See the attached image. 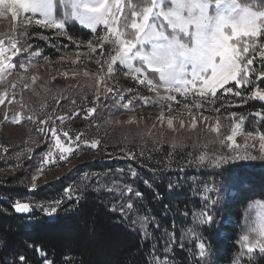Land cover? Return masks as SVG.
Here are the masks:
<instances>
[{
    "label": "trees",
    "instance_id": "obj_1",
    "mask_svg": "<svg viewBox=\"0 0 264 264\" xmlns=\"http://www.w3.org/2000/svg\"><path fill=\"white\" fill-rule=\"evenodd\" d=\"M239 2L245 3L246 0ZM54 3L57 5L55 14L58 18L65 11H70L61 7L59 0H54ZM252 6L257 10H264V3L257 5L253 0ZM24 28H28L27 35L21 36L17 31L4 29L3 32L0 31V39H18L25 49L30 44L32 51L38 50L41 53L40 56H32L34 66H29L27 72L20 69V61H16L15 70L26 80L41 65L50 75L71 69L70 64L61 57L65 53L85 50V44L96 40L88 29L78 25L73 19L66 22L63 32L35 26L18 29ZM25 55L29 53L26 52ZM21 59L28 63L24 57ZM256 60L258 67L259 58L256 57ZM80 68L89 73L99 70L95 59H90V62L83 60L76 70ZM116 79L119 83L114 86L120 91V95H113V99L109 96L107 100L101 97L97 104H93L92 87L89 88L80 80L76 84L67 85L56 79L40 83L42 87L45 86L42 90L44 98L34 105V113H51L55 109V115L67 113L71 116L72 111H78L79 117L66 120L64 128L69 131L73 140L77 133H83L84 140L98 139L100 143L96 149H92L81 141L70 160L83 159V162L77 163V166L59 178L38 185L34 190L28 189V180L43 159L41 151L48 147L41 141L24 153L23 150L20 151L19 166L13 168L12 174H0V261L3 264H20L19 256L23 255L27 258L26 264H43L41 254L36 251L39 247L47 259L55 261V264H65V257L70 258L67 264H149L152 259L149 253L153 245L156 246L157 253L164 255V240L168 237L162 238V234L167 229L175 237V243L168 252L170 260L175 264H197L196 255L187 250L188 247L195 249V233H202L210 241L209 254L199 260V264H233L240 252L237 240L244 230L245 216L251 220L259 211V206L249 208V204L264 201V160L236 161V164L251 166L249 170L252 171L254 180L242 190L224 192L220 190V170L213 166V159L237 153L263 156L250 148L240 149V152L226 143H220L216 148L202 143L200 139L182 147L139 140L126 144H115V139L105 140L103 136H99V130L103 129L102 125L106 120L112 121V118L123 113L139 115L141 112L167 110L169 103L177 110L179 105L174 104V101L162 102L155 99H150L145 105L139 96L155 97V93H149L146 87L126 78L123 72ZM260 87L264 88V83ZM128 88L132 91H126ZM21 90L22 85L19 83L16 91L21 93ZM57 99L60 100L59 105L56 103ZM71 100L76 101L74 106ZM128 100L132 103L129 109H125L121 102L126 103ZM228 100L232 102L231 107L225 101H217V107L224 104L221 112L216 113L212 110L213 106L208 105V113L229 118L227 113L234 111L238 115L233 120H239L243 116L240 124L245 132H264V121L255 115L264 111V102L248 99L245 103L232 96ZM179 101L181 105L184 102L181 99ZM115 102L117 106L112 107ZM160 103L164 104L163 108L159 106ZM89 107H96L97 111L85 118ZM28 116L24 115V120L29 123ZM56 123L59 125V121ZM221 130L220 139L229 133L230 124H226ZM129 151L134 153L135 159L126 156ZM201 154L206 155L203 164L198 159ZM93 157L95 158L92 159ZM118 169H123V173ZM130 170L137 173L135 178L131 176ZM113 181L132 185L130 200L134 207L131 212L122 214L120 211L121 202H129L127 193L122 199L117 193H110L102 187L111 186ZM169 183L174 186L171 190ZM206 187L208 191H205ZM68 188L72 189L70 197L65 192ZM137 190L143 194L141 199H137L135 195ZM205 197L209 198V205L215 201L212 211L216 223L210 227L201 225L198 217L194 218L201 210ZM17 200L32 205L28 216L14 210L13 205ZM55 201L61 203L57 206ZM41 206H55L57 211L47 215ZM145 214L150 219L154 217L159 224V230L155 225L149 228L153 235L147 240L142 236L140 227L143 223L141 218ZM133 221H136L135 225ZM181 241L186 245L184 249L179 246ZM242 264H264V254L257 249L250 258L245 256Z\"/></svg>",
    "mask_w": 264,
    "mask_h": 264
},
{
    "label": "snow or ice",
    "instance_id": "obj_2",
    "mask_svg": "<svg viewBox=\"0 0 264 264\" xmlns=\"http://www.w3.org/2000/svg\"><path fill=\"white\" fill-rule=\"evenodd\" d=\"M255 2L258 5L264 3V0H255ZM59 5L70 11H65L63 16L58 18L55 14L57 5L54 0H0V16L10 13L12 28L21 36L28 34V28L17 29L18 14L25 25L31 26L34 23L39 28L57 32H63L66 22L70 19L79 21L81 25L93 32H97L98 26H102L103 34L98 35L94 42L88 43L89 58L95 59L99 70L96 73L84 72L85 76H94L93 104L99 103L101 97L107 100L110 95H120V91L114 85L119 83L116 77L121 72L126 77L131 76L137 84L146 87L149 93H155V97L139 96L145 105L150 99L171 102L176 100L174 94L185 98L192 94V103H184L183 107L188 109L189 115L192 116L193 128L196 127V113L200 114L203 121L210 119L209 116L203 115L202 111L208 105H212V110L218 114L224 104L217 107V101H225L231 107L232 102L228 100L229 96L238 97L245 103L248 99L264 102V88L260 87V84L264 83V10H257L252 6L253 0H246L245 3L239 0H137L135 3L132 0H59ZM23 13L31 15L24 17ZM5 45L6 41L0 39V83H4L7 77L12 75L17 67L16 61H20L19 68L27 72L29 66H34L32 56L41 55L38 50L32 51V45L29 44L25 49L18 39L12 37L8 38L7 46ZM105 45L108 47L106 48ZM26 52L29 55L26 56ZM21 57L27 59L28 63H24ZM256 57L260 58L258 67ZM45 59L48 58L45 57ZM78 59H80L79 53H77ZM72 63L75 64L76 60ZM64 75L66 76L67 73ZM37 79L38 76H31L32 83H35ZM15 87L16 84L13 82L12 88L15 89ZM24 87H28L27 80L24 81ZM126 91L131 92L132 89L128 88ZM12 102V100L8 101L9 104ZM3 103L4 100L0 98V104ZM56 103L59 105L60 100L57 99ZM71 103L74 106L76 101L71 100ZM121 103L122 107L129 109L132 101ZM159 106L163 108L164 104L160 103ZM21 107L23 108L24 105L21 104ZM193 107L196 110L195 113L192 111ZM55 111L53 109L51 113H33L27 117L33 124H37L36 131L40 135L48 138L51 133V138L54 140L44 154L37 169L38 172L43 170L45 164L54 163V157L57 154L61 161L66 160L73 154L75 148L79 147L81 141L92 149H96L100 143L98 139L84 140L83 133H77L73 140L69 131L64 128L65 121L72 117H79L80 112L72 111L69 116L67 113L55 115ZM96 111V107L87 108L85 118L92 116ZM54 115L55 118H53ZM167 115L168 127L172 128L170 103ZM237 115L234 111L227 113V116L232 118H236ZM255 115L264 121V111L257 112ZM41 116L43 118H40ZM22 118L17 112L11 117L10 122L19 124ZM8 119V113L5 111V120ZM158 119L160 121L165 119L163 111ZM240 120H243V116H240ZM56 121H59V125ZM216 121L215 126H212L210 130L218 133L220 131L219 115ZM180 123L183 127L184 122ZM43 125L47 127H42ZM238 131H240L239 125L234 120L231 134L221 138L220 143L224 144L225 140L234 141ZM61 134L65 138L64 141L61 139ZM247 135L251 137L254 133L248 132ZM256 135L264 141V132ZM261 149H264V143H261ZM128 158L136 157L129 151ZM198 159L203 164L206 155L201 154ZM256 159L264 160V157L239 153L215 157L213 166L220 170L218 175L222 179L220 190L239 191L250 184L254 180V175L249 170L251 166L235 162ZM118 171L123 173L124 170L118 169ZM130 174L133 178L137 175L134 170H130ZM32 179L31 187L35 189L37 176H33ZM145 183L147 184L148 181ZM102 187L110 193H117L122 199L127 193L129 202L127 204L121 202L120 211L122 214L131 212L134 207L130 200L133 192L131 184L113 181L111 186L102 185ZM173 187L169 183V189ZM208 190L206 187L205 191ZM65 192L70 197L72 189H65ZM135 195L137 199L143 196L138 190ZM208 200V197L204 198V204L194 218L198 217L201 225L206 224L210 227L216 223L212 211L215 201L209 205ZM54 203L58 206L61 201ZM253 205L259 206V211L251 220L247 215L245 216V227L237 240L240 252L233 264H242L243 258L245 256L250 258L257 249L264 254V201L251 202L249 208ZM13 207L17 213L32 211L30 203L19 200ZM41 207L47 215L57 211L55 206ZM141 219L143 221L140 226L141 234L146 240L150 239L153 233L149 231V228L155 225L159 230V224L154 217L150 219L147 214ZM135 223L136 221H133L134 225ZM163 237H168L164 240V255L157 253L156 246L153 245L149 253L152 257L149 264H175L168 256L169 248L175 243V237L167 229L164 230ZM179 246L181 249L186 247L182 241L179 242ZM209 246L210 241L202 233H195V249L188 247L187 250L196 255L197 264H199V260L209 254ZM36 251L41 254L43 264H55V261L47 259L41 248L37 247ZM64 259L67 264L70 258ZM26 260L25 256H19L20 264H26ZM0 264L3 262L0 261Z\"/></svg>",
    "mask_w": 264,
    "mask_h": 264
},
{
    "label": "rangeland",
    "instance_id": "obj_3",
    "mask_svg": "<svg viewBox=\"0 0 264 264\" xmlns=\"http://www.w3.org/2000/svg\"><path fill=\"white\" fill-rule=\"evenodd\" d=\"M22 15L24 17H27L31 14L23 13ZM74 21L78 25L84 27L79 23V21ZM12 25L13 22L11 21L10 13L0 16L1 32H3L4 29H6V31L8 29L13 30ZM16 26L17 29L26 26L28 27V25L22 23L19 14L16 21ZM31 26L38 27L34 23ZM88 30L93 34L95 39L98 35H102L104 32L102 26H98L97 32H93L90 29ZM5 46H7V41ZM85 47V50H79L75 53H65L62 56L64 57V59L62 60L68 62L71 69L63 70L57 75L47 74L45 70L46 68L41 65L35 70L33 74L28 77V87H24V81L26 80V78L16 70L13 71L11 76L7 77V80L4 83H0V98L4 100V103L0 104V174H12L13 168L19 166L18 158L21 155V150H23L24 153L25 151L29 150V148L37 146L39 141H41L43 144L48 145V147L50 144L54 143V140L51 138V133H49L48 138H45L36 131L37 124H33L31 121L28 123L24 120V115H30L31 113H34V105L38 104L40 100L44 98V93L42 92V90L45 88V86L42 87V84H40L41 82H47L46 80L51 82L56 79L59 81L61 80L64 85H67L76 84L80 80L82 83H84V85L88 87L89 85H93L94 76H85L84 72L86 70H83L82 68L76 70V67H80L82 65L83 60L84 62H90V50L88 49V44H85ZM77 53H79L80 55V59L78 60ZM73 60H76L75 64L72 63ZM89 67L91 68L92 66L90 65ZM64 73H67V75L65 76ZM32 75L38 76V79L35 83H32L31 81ZM126 78H131V76H128ZM13 82H15L16 87L19 83L22 85V90L19 91L21 93H18L16 91V87L15 89L12 88ZM92 89L94 90L95 94L94 85L92 86ZM16 95L17 97H15ZM174 95L179 97L176 98L174 104L179 105H177L176 107L178 108L177 110L175 109L174 105L172 107V128H169L167 123V120L169 118L167 115L168 109H162L156 112L153 111L152 113L141 112L139 113V115L135 113H123L112 118V121L108 122V120H106L102 125L103 129H101V131L99 130V136H103L105 140L115 139V141L113 142L115 144L119 142L123 144L135 143L139 140L152 144H167L172 147H182L185 144L196 142L198 139H200L202 143L210 144L211 146L218 148L220 144L219 135L222 134H220V131L217 133L210 130V128L212 126H215L217 122L216 116L208 113L206 107L202 110L203 115L209 116L210 119L208 121H203L200 114L196 113V127L193 128L191 126L192 116L189 115V110L183 107L184 103H192L193 95L190 94L187 96V98L182 97L179 94ZM110 96H112L110 99H113V95ZM180 99L184 101L182 105L180 104ZM9 100H12L13 102L9 104ZM21 104L24 105L23 108L21 107ZM116 106L117 104L115 102L112 107ZM5 111H7L8 113V120H5ZM162 111L165 113V119L163 121H160L158 117ZM192 111L195 113L196 110L194 107L192 108ZM17 112H19L23 118L21 119V122L19 124H13L10 122V120L11 117ZM40 118L43 117L41 116ZM181 121L184 122L183 127H181ZM233 121L234 120L232 119V117L220 118V130L224 128L226 124H230V130L229 133L226 134V136L231 134ZM235 122L239 125L240 131H238V134L234 138V141L225 140V143L227 145L231 144V148L239 151L240 149L250 148L251 150L257 151L261 156L264 157V149H261V143H264V141H261L259 139V136L256 134L251 137L248 136L247 132L243 130L240 124V119L235 120ZM42 127H47V125H43ZM61 139L62 141H64V138L61 137ZM23 146L25 148H23ZM48 147L47 149H43L41 151L42 156H44V154L48 151ZM126 156H128V152L126 153ZM70 158L71 155H69L66 160L61 161L57 154L54 157V163L45 164L43 170L38 172L37 169L40 166V160L32 176L28 180V189L34 190L31 187L33 183V176H37L35 183L38 186L52 179L59 178L63 174L71 171L73 167L77 166V163L83 162V159H81L80 161H71ZM94 158L95 157H93L92 159ZM1 166L4 167L2 168Z\"/></svg>",
    "mask_w": 264,
    "mask_h": 264
},
{
    "label": "water",
    "instance_id": "obj_4",
    "mask_svg": "<svg viewBox=\"0 0 264 264\" xmlns=\"http://www.w3.org/2000/svg\"><path fill=\"white\" fill-rule=\"evenodd\" d=\"M19 214L24 215V216H28L29 213H19Z\"/></svg>",
    "mask_w": 264,
    "mask_h": 264
}]
</instances>
